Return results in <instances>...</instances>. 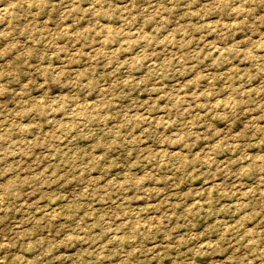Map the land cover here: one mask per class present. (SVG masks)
<instances>
[{
  "label": "rangeland",
  "instance_id": "rangeland-1",
  "mask_svg": "<svg viewBox=\"0 0 264 264\" xmlns=\"http://www.w3.org/2000/svg\"><path fill=\"white\" fill-rule=\"evenodd\" d=\"M0 264H264V0H0Z\"/></svg>",
  "mask_w": 264,
  "mask_h": 264
}]
</instances>
